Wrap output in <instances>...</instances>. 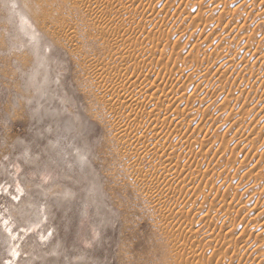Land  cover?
Returning a JSON list of instances; mask_svg holds the SVG:
<instances>
[{
  "label": "rangeland",
  "instance_id": "374dc122",
  "mask_svg": "<svg viewBox=\"0 0 264 264\" xmlns=\"http://www.w3.org/2000/svg\"><path fill=\"white\" fill-rule=\"evenodd\" d=\"M22 1L0 0V264H264V0Z\"/></svg>",
  "mask_w": 264,
  "mask_h": 264
},
{
  "label": "bare ground",
  "instance_id": "6f19581e",
  "mask_svg": "<svg viewBox=\"0 0 264 264\" xmlns=\"http://www.w3.org/2000/svg\"><path fill=\"white\" fill-rule=\"evenodd\" d=\"M24 1V3H25V5L27 4L26 3V1L25 0H23ZM22 1V2H23ZM27 1H29V0H27ZM23 3V4H24ZM82 3V2H81ZM25 5H23L24 7H26ZM29 7V6H28ZM30 9H31V7H30ZM27 10H29V9H27ZM32 11H33V9H31ZM30 11V10H29ZM31 12V11H30ZM34 13V12H33ZM32 13V14H33ZM20 19H21V24L19 25V27H18V30L20 31V33H21V35H25V36H27V43L29 42V41H33L34 43H38V45H39V43H40V41H41V37H39V36H37L36 35V33L35 32H32L31 31V29H30V19H29V17H28V15L26 14V13H22L21 14V16H20ZM19 33V34H20ZM22 38V37H21ZM24 40V39H23ZM22 40V41H23ZM24 42V41H23ZM33 44V43H32ZM41 45H43L42 43H41ZM37 46V45H36ZM34 48V47H33ZM39 49V48H38ZM36 53H37V51H36ZM257 54V53H256ZM259 54V53H258ZM252 56V55H251ZM257 57V56H256ZM252 59H255L254 57H252ZM36 63H37V66H36V69H35V71H37V68H38V66H40V64H41V58H37V60H36ZM42 66V65H41ZM95 67V66H94ZM99 69V68H98ZM97 69V70H98ZM39 70H40V68H39ZM38 70V71H39ZM103 70V69H102ZM98 71H100V72H103V71H101V68L98 70ZM101 74V73H100ZM32 75V74H31ZM125 76V75H124ZM261 77V76H260ZM264 77V76H263ZM263 80V79H262ZM121 81V80H120ZM261 81V80H260ZM264 83V82H263ZM100 84V83H99ZM110 84V83H109ZM113 84V83H112ZM120 84V83H119ZM117 85L116 86V88L115 89H111V90H104V93H105V95H104V97H107V96H109L110 97V99L113 97V98H116V99H118V101H123L124 103L126 102V101H128L131 97L129 96V95H124L123 96V94H122V96H121V94H120V91L122 90V89H120L121 87L123 88V86H122V83L120 84V85ZM146 87V86H145ZM149 87V86H148ZM173 87V83L171 82L170 84H169V89H171ZM142 88V87H141ZM147 88V87H146ZM125 89V88H124ZM125 92V91H124ZM102 93H103V91H102ZM109 93H111V95L109 94ZM122 93V92H121ZM133 99V98H132ZM109 100V99H108ZM134 100V99H133ZM132 100V101H133ZM110 102V101H109ZM134 102V101H133ZM132 102V103H133ZM166 102H168L165 98H163V97H161V100H159L157 103H154V104H149V103H147V104H144V105H142V108H147V106H148V108H149V110H150V113H156L157 114V112H159L160 111V108L164 105V104H166ZM127 103V102H126ZM125 103V104H126ZM143 103H144V101H143ZM136 103H134V108H135V105ZM106 105V104H105ZM108 105H109V103H108ZM140 105H141V103H140ZM180 105V104H179ZM132 106V105H131ZM133 107V106H132ZM136 108H137V106H136ZM138 108H139V103H138ZM140 108H141V106H140ZM147 108V109H148ZM131 110V109H130ZM148 110V111H149ZM135 111H137V109L135 110ZM148 115H150L149 114V112L147 113ZM152 116V115H151ZM117 118H119V117H117ZM116 118V119H117ZM120 120H121V118H120ZM116 121H119V119L118 120H116ZM126 121V120H125ZM131 121H133V119L131 120ZM136 121V120H135ZM121 122H123V121H121ZM134 124H135V122H134ZM140 124V123H139ZM126 126V125H125ZM128 127V126H127ZM134 127V126H133ZM140 127H141V125H140ZM126 128V127H125ZM144 129V128H143ZM136 130V129H135ZM134 130V131H135ZM137 130H139V129H137ZM142 130V129H141ZM140 131V130H139ZM122 132V131H121ZM137 133H139V132H137ZM127 135V134H126ZM131 135V134H130ZM129 135V136H130ZM134 135V134H133ZM129 136H126L125 138H127L126 140H128V141H126L128 144H131L132 142H134L135 141V144H136V142H138V143H140V144H142V146H144V147H146V146H148V145H146V144H144V143H142V142H139L138 140H139V137H137V136H135L134 135V137H137L138 139H135L134 137H129ZM140 136V135H139ZM123 138V137H122ZM141 140V139H140ZM125 142V143H126ZM139 144V145H140ZM128 147H129V145H128ZM136 147H138V146H136ZM140 147V146H139ZM144 147H142V148H144ZM155 147V146H154ZM141 149V148H140ZM143 150V149H142ZM156 150V149H155ZM132 163L134 162V160H132L131 161ZM150 162V161H149ZM167 170V169H166ZM171 171V170H170ZM165 172V175H164V177H165V179H166V177H168V173H169V171H164ZM164 172H162L163 174H164ZM163 174H161V176L163 175ZM160 175V174H159ZM170 175V174H169ZM140 178V177H139ZM204 219V220H203ZM203 221H206L207 223H209V218L207 217V216H203ZM262 226H264V225H262ZM263 229H264V227H263ZM262 231V230H261Z\"/></svg>",
  "mask_w": 264,
  "mask_h": 264
}]
</instances>
